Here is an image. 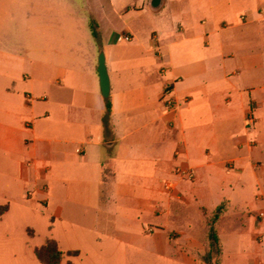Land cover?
Instances as JSON below:
<instances>
[{
	"label": "crops",
	"instance_id": "0c3cea01",
	"mask_svg": "<svg viewBox=\"0 0 264 264\" xmlns=\"http://www.w3.org/2000/svg\"><path fill=\"white\" fill-rule=\"evenodd\" d=\"M152 2L0 0V221L43 220V242L107 251L148 235L150 252L188 264L173 252L197 239L177 209L201 224L225 203L221 263L264 264V0Z\"/></svg>",
	"mask_w": 264,
	"mask_h": 264
},
{
	"label": "rangeland",
	"instance_id": "374dc122",
	"mask_svg": "<svg viewBox=\"0 0 264 264\" xmlns=\"http://www.w3.org/2000/svg\"><path fill=\"white\" fill-rule=\"evenodd\" d=\"M84 0H78V4L81 10L84 8ZM179 215V222L181 227L187 229L188 226L192 227L191 235L197 240L193 243L190 252H173L176 259H182L188 264H205L203 261L204 256L208 250L207 231L209 226L208 219L199 224L190 214L183 208L177 209ZM260 214H264V210L259 211L256 214V222L262 220ZM191 218V223H185L184 218ZM207 223H206V222ZM29 224L19 222V220L0 221V264H39L34 256V250L40 248L45 244L46 239L43 242V238L46 235L47 224L43 220L28 221ZM27 225V226H26ZM26 227H30L31 230H27ZM216 229V227H215ZM220 245L226 252L229 248V244L233 243L232 238H227V233L221 229H216ZM178 234H171L170 238L176 242L178 247L181 241L178 239ZM149 236L144 235L141 238V242L136 248H128L125 250H109L105 248V241H73L65 238L59 239V249L63 253L62 262L60 264H177L173 262V258L170 255L164 257H158L155 253L149 250ZM255 240L260 244L261 237L256 236ZM232 241V242H231ZM235 244V243H234ZM245 246V242L241 241L237 243L236 252L232 254L238 255L242 258L247 257L251 252H246L248 249ZM142 245V246H140ZM236 245V244H235ZM233 246H231L232 248ZM235 247V246H234ZM233 249V248H232ZM74 250V251H73ZM172 259V260H170ZM223 264V263H221ZM224 264H230V260L225 259Z\"/></svg>",
	"mask_w": 264,
	"mask_h": 264
},
{
	"label": "trees",
	"instance_id": "16d2710c",
	"mask_svg": "<svg viewBox=\"0 0 264 264\" xmlns=\"http://www.w3.org/2000/svg\"><path fill=\"white\" fill-rule=\"evenodd\" d=\"M91 33L96 42L99 41V34L97 31V24L91 20ZM111 113V102L109 99L105 100V116L109 118ZM6 208H0V216L5 212ZM226 211V204L219 205L209 221L207 239L208 250L204 256L205 264H221V245L220 240L215 229L220 218ZM34 256L39 264H60L62 262L63 253L58 249L56 242L53 240H46L45 244L40 248L34 250Z\"/></svg>",
	"mask_w": 264,
	"mask_h": 264
},
{
	"label": "built area",
	"instance_id": "2783aa9c",
	"mask_svg": "<svg viewBox=\"0 0 264 264\" xmlns=\"http://www.w3.org/2000/svg\"><path fill=\"white\" fill-rule=\"evenodd\" d=\"M126 41L129 40V38H125ZM163 101L166 107V110L168 113H176L179 109L178 103L171 97V91L169 88H166L163 93ZM176 175L181 179L188 182H192L195 178L194 173L189 168H177L175 171ZM165 189L167 191H171L174 189V186L172 184H166ZM262 217L264 214H260Z\"/></svg>",
	"mask_w": 264,
	"mask_h": 264
},
{
	"label": "water",
	"instance_id": "95a60500",
	"mask_svg": "<svg viewBox=\"0 0 264 264\" xmlns=\"http://www.w3.org/2000/svg\"><path fill=\"white\" fill-rule=\"evenodd\" d=\"M151 5L157 7L159 5V0H153ZM98 76L101 95L106 100L109 98L110 94V82L105 65V55L103 53H100L98 57Z\"/></svg>",
	"mask_w": 264,
	"mask_h": 264
}]
</instances>
